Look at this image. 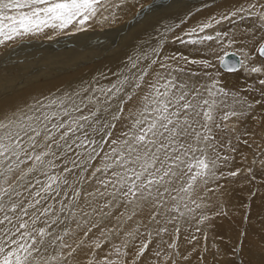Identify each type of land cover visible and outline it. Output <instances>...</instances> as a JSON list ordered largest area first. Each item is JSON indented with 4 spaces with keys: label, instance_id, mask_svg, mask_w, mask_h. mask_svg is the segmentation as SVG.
Segmentation results:
<instances>
[{
    "label": "snow or ice",
    "instance_id": "6c2138e0",
    "mask_svg": "<svg viewBox=\"0 0 264 264\" xmlns=\"http://www.w3.org/2000/svg\"><path fill=\"white\" fill-rule=\"evenodd\" d=\"M120 4L0 0V46L48 31H87L109 16L114 22L111 10ZM237 18L253 21L239 38L218 30L177 37L186 45H203L193 49L202 59L166 57L173 67L153 58L139 75H124L87 96L91 84L0 113V264H177L178 245L164 235L176 239L180 229L170 231L168 225L193 213L191 204L200 208L197 200L209 183L225 176L221 169L237 150L231 138L223 141L225 134H236V124L227 122L254 107L208 71L212 56L217 45L250 38L264 57V0H243L185 34ZM141 58L148 59L147 53ZM156 64L163 71H148ZM187 65L199 70L186 71ZM131 67L137 68L135 60ZM248 72L264 74V63ZM258 83L264 88V78ZM260 95L264 98V91ZM256 163L264 169V159Z\"/></svg>",
    "mask_w": 264,
    "mask_h": 264
},
{
    "label": "bare ground",
    "instance_id": "6f19581e",
    "mask_svg": "<svg viewBox=\"0 0 264 264\" xmlns=\"http://www.w3.org/2000/svg\"><path fill=\"white\" fill-rule=\"evenodd\" d=\"M114 2L120 4V0ZM241 3L243 0H124L123 4L111 10L115 12L114 22L109 16L102 23L94 22L87 31H48L0 46V113L25 107L39 99L47 103L46 98L71 93L87 84L94 85L95 89L107 87L110 82L114 83L124 75L130 78L139 75L140 69L150 65L153 58L172 63L173 67L176 64L166 57L183 54L189 59H202L203 54H197L193 49L203 48V45H186L177 37L188 40L206 34L214 35L218 30L222 33H235L239 38L243 30L253 26L251 18H237L232 23L224 21L214 25L213 29H206L204 33L193 34L191 37L185 34L212 17L219 18L221 13ZM125 20L129 22L123 25ZM258 33L259 30L257 39ZM223 39L226 41L228 37ZM254 45L255 41L250 38L234 45H217V51L212 56L214 67L208 71L213 73L223 88L230 93H237L238 98L247 97L254 107L246 110L245 116L238 120L234 118L228 121L231 125L236 124V134L223 136V141L231 138V146L237 150L231 153L234 159L229 166L221 170L224 173L239 170L238 175L224 176L210 182L207 186L210 190L203 191V198L197 200L201 207L196 208L195 204H191L195 209L193 213L178 218L175 225H168L170 231L173 227L180 229L176 239L164 235L169 243L175 240L174 243L178 245L176 251L180 255L176 258L177 264H264V169L259 163L253 164V160L264 159V126L260 128L254 120L264 119L261 117L264 104L255 103L264 99L260 95L264 88L258 83L264 74L257 76L248 72L253 64L261 66L264 58L253 54ZM153 48L159 55L152 52ZM225 50L241 53L243 56L236 52L243 60V65L240 63L235 70L224 69L221 65L223 58L227 53L235 52L225 53L219 62ZM145 53L148 59L141 58ZM134 60L137 68L131 67ZM217 61L226 71H237L241 67L242 70L221 74L216 68ZM27 63L28 74L12 82L6 78L14 71L19 74ZM75 64L79 65L76 70L64 73V69L72 68ZM152 68L163 71L159 64L151 65L148 71ZM189 69L199 70L196 65H187L186 71ZM41 77L44 80L39 81ZM10 88L11 93L7 94ZM235 107L237 111L244 110L241 105ZM244 140L248 141L247 145L243 143ZM221 151L224 155L229 154L227 148ZM203 216L208 219L201 222ZM184 256L188 258L185 260Z\"/></svg>",
    "mask_w": 264,
    "mask_h": 264
},
{
    "label": "rangeland",
    "instance_id": "374dc122",
    "mask_svg": "<svg viewBox=\"0 0 264 264\" xmlns=\"http://www.w3.org/2000/svg\"><path fill=\"white\" fill-rule=\"evenodd\" d=\"M184 20V19H183ZM126 22V23H125ZM128 22H129V20H125L124 22H123V25H126V24H128ZM122 26V25H121ZM76 47V49L78 48V46H74L73 48H75ZM80 47V46H79ZM67 48V47H66ZM65 47L63 48V49H66ZM63 49H60L61 50V52H63ZM254 47H253V54L254 55H257L259 58H264V57H260L259 55H258V51L257 50H255V52H254ZM229 51H235V50H225V51H223V53H222V55L220 56V58L218 59V61L220 62V59H221V57L225 54V53H227V52H229ZM58 52H60V51H58ZM61 52H60V54H61ZM235 52H237V53H239L238 51H235ZM240 55H241V53H239ZM241 56H243V55H241ZM89 61H91V62H93L94 60H89ZM217 61V63H216V68H217V70L221 73V74H223V73H225V72H228V73H237L238 71L240 72L241 70H242V67L240 68V69H238L237 71H226V70H224V69H222L221 67H220V64H219V62ZM90 62H87V64H89ZM25 64H26V62H25ZM82 64H84V65H86V62H83ZM82 64H80L79 63V65H81V66H83ZM78 65V66H79ZM24 66H26L24 69H22V70H20V72H19V74L18 73H16L17 71H14V73H15V75H13L14 73L12 72L11 74H9L10 76H8V77H6V78H8L9 80H10V82H12V81H15L16 79H18V78H20V76H23V74H28V70H29V65H28V63H27V65H24ZM75 66V67H74ZM78 66H77V64H75V65H73V67L72 68H69L68 67V69L66 68V69H64L65 70V72L64 73H69V72H73L74 70H76L77 68H78ZM71 67V66H70ZM66 70H67V72H66ZM23 71V72H22ZM25 71V72H24ZM27 72V73H26ZM61 72H63V71H60V73ZM21 73H22V75H21ZM56 74V73H55ZM226 74V73H225ZM16 76V77H15ZM128 76V75H127ZM32 77H33V75H32ZM40 80H44V79H42V77L39 79V81ZM89 84H87V85H85V86H88ZM92 85V84H91ZM85 86H83V87H85ZM82 87V88H83ZM79 89H81V87L80 88H78V90ZM93 89H95V87H94V85H92V87L91 88H89V92L88 93H84L83 95H85V96H87V95H89V94H92V92H93ZM96 89H97V87H96ZM10 92H8L7 94H10L11 93V88L10 89H8ZM72 91V90H71ZM74 91V90H73ZM70 93V92H69ZM95 94H97V95H99V93L97 92V93H95ZM101 100H103V97H101ZM250 100V99H249ZM39 101H40V99H39ZM264 113V110H262V114ZM262 118H264V114L261 116ZM254 120H256L259 124L258 125H260V128H262L263 126H264V119H254ZM261 120V121H260ZM261 122V123H260ZM230 126H231V124L230 123H228ZM262 139H264V137H262ZM228 171H226V173H227ZM238 172H239V170H238ZM226 173H225V176H226ZM175 242V240H173L172 241V243H174ZM170 251H172V250H170ZM237 261V260H236ZM238 263V262H237Z\"/></svg>",
    "mask_w": 264,
    "mask_h": 264
},
{
    "label": "water",
    "instance_id": "95a60500",
    "mask_svg": "<svg viewBox=\"0 0 264 264\" xmlns=\"http://www.w3.org/2000/svg\"><path fill=\"white\" fill-rule=\"evenodd\" d=\"M231 53L233 52L227 53L221 62V65L224 69L235 70L240 66V57L237 54L232 56ZM225 64H227L228 67H225Z\"/></svg>",
    "mask_w": 264,
    "mask_h": 264
}]
</instances>
